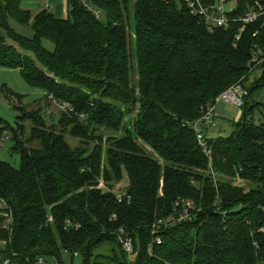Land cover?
<instances>
[{"label":"trees","instance_id":"16d2710c","mask_svg":"<svg viewBox=\"0 0 264 264\" xmlns=\"http://www.w3.org/2000/svg\"><path fill=\"white\" fill-rule=\"evenodd\" d=\"M24 1L0 0V68L19 70L45 93V107L67 104L73 113L60 111L48 127L41 108L22 104L17 128L0 119V140L12 133L20 157L19 167L0 161V197L13 216L11 231L0 216V264H66L64 252L71 264L264 262V123L253 118L264 110V62L249 68L255 46L264 52L263 20L237 40L241 24L210 31L185 0H95L103 22L78 3L66 19L33 16ZM227 1L236 18L264 5ZM233 86L247 91L245 105L231 135L205 133L208 159L186 124ZM101 182H124L130 201L119 203ZM187 201V218L170 224Z\"/></svg>","mask_w":264,"mask_h":264},{"label":"built area","instance_id":"2783aa9c","mask_svg":"<svg viewBox=\"0 0 264 264\" xmlns=\"http://www.w3.org/2000/svg\"><path fill=\"white\" fill-rule=\"evenodd\" d=\"M47 2L46 12L52 14L51 7L49 3L55 0H45ZM61 1L64 5L65 11L69 16L73 10V3H78L83 6L89 13H91L94 18L98 22H103L105 19V14L103 9L95 2V0H58ZM187 3V7L192 16H195L200 19L208 30L212 31L220 28H228L231 24H241L239 35H237V40L240 39L241 33L246 29L247 26L257 23L260 20H263L261 24V28H264V5L256 2L253 6H251L246 14L242 17H233L230 16L231 12H225L223 4H219L218 0H214L212 3H209L208 0H185ZM258 31L253 35V37H257ZM264 62V52L257 46H255L252 52V60L249 64V68L255 70ZM248 93L241 86H233L220 94L215 103L208 106L204 111L202 116L193 121L188 122L186 125L191 128L196 136L197 141L200 148L203 150L204 154L208 157V159L212 158V151L210 146L207 144V138L205 133H207L210 129L217 127V118L218 113L216 109V105L220 102H225L231 105L238 107L241 111L242 107L245 105V100ZM4 96L3 87L0 88V103L2 102ZM56 103V102H55ZM61 111H71L73 113V109H70L67 104H58L56 103ZM241 114V113H240ZM81 120H85L84 115L80 116ZM1 120H0V128ZM6 138L4 136L0 140V148L4 146ZM210 175L215 179V172L211 169ZM101 187L105 189L106 192L113 194L119 203H123L124 200H129V196L127 195L128 186L124 182L116 183L112 186V188L108 187L106 183L101 182ZM184 211L180 213L178 218L172 219L170 224L175 225L176 222L182 221L187 218L189 209H193V203L191 201H187L183 203ZM0 216L5 219L3 228L6 231H11V225L13 222L12 211L7 202L0 197ZM50 222H53L52 218H50ZM163 222H160L162 224ZM70 226V223H67ZM166 225H169L165 222ZM78 228V226H77ZM118 240L122 245L123 250L128 255H135V249L133 240L129 237V235L123 230L120 229L118 234ZM6 242L2 244L5 245ZM158 244L161 241L158 239ZM44 259L41 258L38 260V264H43ZM259 264H264L261 262Z\"/></svg>","mask_w":264,"mask_h":264},{"label":"rangeland","instance_id":"374dc122","mask_svg":"<svg viewBox=\"0 0 264 264\" xmlns=\"http://www.w3.org/2000/svg\"><path fill=\"white\" fill-rule=\"evenodd\" d=\"M219 4H223L225 12H231L232 9L235 8V2H229L227 0H218ZM51 7L52 14L57 19H66L68 17L67 12L65 11L64 5L61 1L55 0L49 3ZM47 6V2L45 0H25L23 2V8L27 11H30L33 16L38 13L45 11ZM13 28L26 37H31L32 33L21 26H18L12 23ZM45 47L48 49H52L53 45L46 42ZM135 81L137 80V73L135 70ZM258 76V75H257ZM255 77H252L250 82L255 80ZM6 88L8 91H12L15 94H19L24 96L22 102L19 103L15 98H11L10 101L3 96L2 102L0 103V119L9 123L12 128H17V118L21 116V113L17 111V108L26 106L28 111H39L41 108L42 115L44 116L48 127L52 126L61 116V109L56 103H52L50 106L45 107V101L42 99L44 96V92L39 89H35L26 84L23 78L20 75L19 70H12L6 68H0V88ZM217 113L219 117L217 118V127L210 129L208 131L210 138L216 137H227L231 135L234 130V123L239 120L240 117V109L234 105L220 102L216 105ZM254 123L259 125L264 123V110H257L254 115ZM31 122H27V128H31ZM30 132H26V138L29 139ZM4 138L6 141L4 146L0 148V161L8 162L14 167H19L20 165V157L17 154H14L12 151L13 140L12 133L4 134ZM67 141L72 145V147H78L79 142L74 140L69 134L66 135ZM29 147L34 149L38 148L37 142H30L28 144ZM148 150V149H147ZM125 176V183L128 180ZM243 186V185H241ZM64 258L66 264H71V256L64 252ZM43 264H56L53 259H45ZM74 264H82V259L80 257H76Z\"/></svg>","mask_w":264,"mask_h":264}]
</instances>
